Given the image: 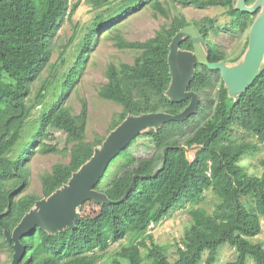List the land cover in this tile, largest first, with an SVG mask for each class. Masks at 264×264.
Listing matches in <instances>:
<instances>
[{
	"label": "trees",
	"instance_id": "16d2710c",
	"mask_svg": "<svg viewBox=\"0 0 264 264\" xmlns=\"http://www.w3.org/2000/svg\"><path fill=\"white\" fill-rule=\"evenodd\" d=\"M85 1L96 10L109 8V15L96 19L88 27L74 64L62 75L61 94L41 114L38 130L31 137L32 145L41 153L56 152L46 140L49 130H58L66 136V144L71 145L70 159L67 164L54 165L41 176V195L20 196L28 187L27 153L34 148L24 149L16 159L7 155L18 144L31 110L40 105L51 84L49 79L44 80L30 102L32 85L47 67L50 41L64 18L76 12L81 0L72 6L68 0H0V253L5 252L9 262L14 251L5 232L11 235L26 216L39 211V203L60 199L59 193L63 191L70 193L78 182L75 176L89 166L117 127L129 118L145 114L176 115L188 107L189 100L175 99L168 67L169 45L181 29L188 26L194 29L209 63H222L231 68L245 60L249 36L241 53L234 58L212 38L221 30L248 33L261 13V9L253 14L238 11V0H176L184 7L224 9L230 24L221 26L210 17L188 21L179 13L169 25L144 42L120 40L117 46L140 54L132 65H110L106 71L107 82L98 94L120 105L121 112L114 116L106 136L86 142L85 103L80 113L74 115L63 105V100L80 77L90 43L97 40L101 28L113 26L130 12L149 6L163 16L167 14L161 0ZM256 1L246 0V6L251 7ZM192 53V43L183 37L177 59L183 54L190 57L193 71L184 90L198 96L197 110L181 122L149 126L130 138L115 152L106 169L138 136L150 139L152 154L129 160L108 186L101 187L99 181L93 187V192L104 195L111 203L86 199L70 217L71 225L60 223L57 228H36L24 235L20 243L25 255L20 264H97L111 243L131 233H146L151 225L159 224L186 204H200L207 191L217 199L214 209L211 213L203 208L189 211L191 223L173 262L153 243L152 236L146 235L122 248L111 264H200L203 260L205 264H213L219 247L225 244L237 253L226 264H245L247 256L255 264H264V248L248 240L259 234L260 218L264 216V162L260 164L259 177L248 175L238 164L247 153L258 152V145L264 146V65L253 81L234 92L218 70L199 64ZM214 86L217 91L213 98L209 89ZM234 128L256 143L233 139ZM184 162L186 166L182 170ZM242 199L247 200L243 203ZM88 202L100 206L101 212L96 216L85 215L83 205ZM53 207L48 205L44 211ZM141 249L147 250L148 263L144 262Z\"/></svg>",
	"mask_w": 264,
	"mask_h": 264
},
{
	"label": "rangeland",
	"instance_id": "374dc122",
	"mask_svg": "<svg viewBox=\"0 0 264 264\" xmlns=\"http://www.w3.org/2000/svg\"><path fill=\"white\" fill-rule=\"evenodd\" d=\"M78 0H68L69 6L75 4ZM166 1V2H164ZM166 16L161 15L152 7H145L141 10L130 12L113 26L103 27L98 31L97 40L90 43L88 57L85 66L81 71L80 77L75 81L71 89L68 90L63 100V105L71 110V113L79 114L83 103L86 105L87 119L85 126V141L92 142L96 137H104L108 134L113 118L121 112V106L102 99L98 92L106 84V71L110 65L119 66L121 64L132 65L136 57L140 54L137 50L121 48L117 46L120 40L126 43H140L152 38L162 27L169 25L171 19L177 14H183L188 21L200 20L204 17L214 18L221 26L229 25L230 18L226 15V10L221 8H209L205 10L195 9L193 7H184L176 0H161ZM112 6V5H111ZM118 6V4H117ZM112 6V7H117ZM110 9L96 10L90 7L85 0H81L76 12L68 18L66 16L61 23L57 34L50 41L51 53L47 67L43 70L41 77L34 82L31 88L30 102L34 100L35 94L41 83L49 79L50 86L40 105L35 106L27 118L21 139L14 149L7 155L9 158H17L24 153V149L32 146L31 153H27L29 159L28 167V187L20 194L41 195V176L50 172L56 164H67L70 159V147L66 144V136L58 130H49L47 145L56 148V152L43 154L38 147L32 145L31 137L37 132L42 113L49 109L53 100L61 94L62 75L66 73L74 64L79 49L80 41L87 33L88 27L96 19H104L109 15ZM260 16V15H259ZM250 33H232L228 30H221L219 35L212 38V41L221 44L229 57L234 58L241 53L247 36ZM249 49V47H248ZM179 77L183 85L186 84L192 74V63L188 55L180 56L177 59ZM240 83L230 82L231 91H238L245 85V80ZM5 82L8 80L5 79ZM244 82V83H242ZM243 85V86H242ZM217 86L209 89V95L215 97ZM149 129V126H136L126 131L120 138L119 143L111 151L115 153L120 147H123L133 136ZM233 139L243 138L253 143L256 141L234 128L232 131ZM130 145L127 151L121 152L119 156L109 164L102 179L101 187L108 186L110 182L118 175L122 166L131 159L147 158L152 154L153 145L149 138L138 136ZM259 146L258 152H251L244 155L238 162L239 166L248 174L259 177L262 173L261 162H264V146ZM23 150V151H22ZM111 153V154H112ZM186 162V160H185ZM185 162L181 164L182 170L185 168ZM87 168L81 170L80 176L84 175ZM71 187V186H70ZM69 187V189H70ZM72 193V192H71ZM19 196V197H20ZM60 203L62 198H55ZM242 199L243 203L246 202ZM217 199L211 191L204 194L202 202L198 205L186 204L181 210L172 212L167 218L157 225H151L146 233H131L121 241L111 243L105 257L97 264H111V261L117 257V254L124 247H129L146 235H151L153 243L161 247L169 261L173 262L176 258V251L182 244L184 234L190 226L189 211L195 208H203L208 213L214 209ZM101 212V207L90 202L83 205V213L87 216H96ZM260 232L257 236L248 238L255 244H260L264 248V216L260 218ZM150 246V241L146 242ZM143 259L146 261V249H141ZM236 251L228 245H222L218 249L216 260L213 264H226L236 258ZM0 261L10 264L7 254L0 253ZM200 264H205L204 260ZM245 264H255L250 256L246 257Z\"/></svg>",
	"mask_w": 264,
	"mask_h": 264
},
{
	"label": "water",
	"instance_id": "95a60500",
	"mask_svg": "<svg viewBox=\"0 0 264 264\" xmlns=\"http://www.w3.org/2000/svg\"><path fill=\"white\" fill-rule=\"evenodd\" d=\"M236 9L248 14H253L258 9H261L260 16L251 29L249 49L245 60L237 66L231 68L226 67L222 63H209L200 48L199 39L194 29L190 26L181 29L173 37L169 45L168 67L172 82V93L177 101L189 100L190 103L188 107L176 115L145 114L139 117L129 118L117 127L116 130L108 136L101 149L96 153L94 159L87 167L85 174L75 176L78 182L76 187L71 191L72 193H67L66 191L60 192L59 197L62 198L60 203H57L55 199L47 203H39V211L26 216L11 235L8 232H5L6 240L9 245L12 246L14 251L10 264H20L24 258L25 248L20 243V239L24 235L34 231L36 228H57L60 223H67L68 225H71L69 220L70 217L74 214L76 208L79 207L86 199H93L106 204L111 203V201L105 198L104 195L95 193L92 189L101 180L109 160L115 154L111 151L118 145L119 138L126 131L136 126H156L169 122H181L197 110L199 102L198 96L192 92H185L177 67V50L183 37L188 38L192 43V55L195 60L199 64L206 66L208 69L218 70L221 77L228 85L230 82H236L234 80H236L238 76L249 71H254V74L246 81L251 82L255 79L264 65V0H257L251 7L246 6V0H238ZM257 36H260L259 38L261 40L260 51L256 57H252V47L255 42L257 43ZM120 149L121 147L117 150V152ZM127 192L128 190L122 200L125 199ZM48 205H54V207L48 211H44V207H47ZM23 264L26 263L24 262Z\"/></svg>",
	"mask_w": 264,
	"mask_h": 264
},
{
	"label": "bare ground",
	"instance_id": "6f19581e",
	"mask_svg": "<svg viewBox=\"0 0 264 264\" xmlns=\"http://www.w3.org/2000/svg\"><path fill=\"white\" fill-rule=\"evenodd\" d=\"M258 34H260V33H258ZM260 36H257V43L255 42V44H254V40H253V44L255 45H253V47H252V57H256L257 55H258V53H259V51H260V43H261V40H260V38H259ZM259 38V39H258ZM250 73H252V76H253V74H254V71H249V72H247V73H244V74H242V75H240V76H238L237 78H236V80H234V81H236L235 83H240L241 84V82L240 81H242V80H244L245 78H248V76H249V74ZM251 76V77H252ZM245 83L247 82L246 80L244 81ZM244 82H242V83H244Z\"/></svg>",
	"mask_w": 264,
	"mask_h": 264
}]
</instances>
